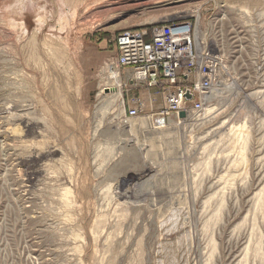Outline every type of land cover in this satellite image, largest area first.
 Masks as SVG:
<instances>
[{"label": "rangeland", "instance_id": "1", "mask_svg": "<svg viewBox=\"0 0 264 264\" xmlns=\"http://www.w3.org/2000/svg\"><path fill=\"white\" fill-rule=\"evenodd\" d=\"M191 15L231 75L126 115L118 33ZM0 264H264V0H0Z\"/></svg>", "mask_w": 264, "mask_h": 264}, {"label": "built area", "instance_id": "2", "mask_svg": "<svg viewBox=\"0 0 264 264\" xmlns=\"http://www.w3.org/2000/svg\"><path fill=\"white\" fill-rule=\"evenodd\" d=\"M200 23L191 15L122 30L115 40L117 57L109 66L119 74L130 69L128 90L156 88L164 101L162 115L200 112L221 79L231 75L226 54L202 37ZM187 91L192 100H187ZM129 102L126 115L137 118L145 113L140 97Z\"/></svg>", "mask_w": 264, "mask_h": 264}, {"label": "crops", "instance_id": "3", "mask_svg": "<svg viewBox=\"0 0 264 264\" xmlns=\"http://www.w3.org/2000/svg\"><path fill=\"white\" fill-rule=\"evenodd\" d=\"M128 73H130V69L125 68V69L122 70V75H124L126 81H128V78L130 77V76H128ZM127 84H128L127 86H129V83H127ZM147 89L148 88H146V89L140 88V90H144L145 91V96H146V100H147V102L145 101L146 110L147 111H152V112L160 110L162 108V106H163V104H162L163 100H162V97H161L160 93L158 92V90L156 88H149L148 90ZM153 91H154L155 94L153 93ZM158 98L162 100V103H158V101L155 102V100H158Z\"/></svg>", "mask_w": 264, "mask_h": 264}, {"label": "bare ground", "instance_id": "4", "mask_svg": "<svg viewBox=\"0 0 264 264\" xmlns=\"http://www.w3.org/2000/svg\"><path fill=\"white\" fill-rule=\"evenodd\" d=\"M113 70L115 71L114 73H116L118 76H120V74L118 73V71L117 70H115L114 68H113ZM101 93H103V91L101 92ZM110 98H112V97H109V99ZM113 99V102L115 101V99L114 98H112ZM110 101H107L105 104H103V106L102 107H100L98 110H97V113H98V115H100L101 114V118L102 117H104L105 116V114L107 113V111H108V109H109V107H110ZM103 114V115H102ZM176 118H178V120L180 119V117L179 116H175ZM170 121V120H169ZM179 121H181V120H179ZM179 121H178V123H179ZM172 122L174 123H176V120H172ZM182 122V121H181ZM101 121H99V124H98V126L100 127L101 126ZM174 123V124H175ZM180 124V123H179ZM164 126V122L163 121H153V122H150V125L148 126V130H152V129H158V128H161V127H163ZM236 130H238L237 128H236ZM235 133V132H234ZM155 134V133H154ZM210 186V185H209ZM210 188V187H209ZM218 190V189H217ZM217 194V193H216ZM213 195H211V196H209V198H208V200L206 201L207 203H208V201H211L212 200V197ZM222 197V196H221ZM259 197V196H258ZM224 199V198H223ZM206 203V204H207ZM223 203V200L221 201V204ZM209 205V204H208ZM218 208V207H217ZM214 209V208H213ZM220 209L221 208H219V211H220ZM179 211V210H178ZM217 211V210H216ZM215 213V212H214ZM213 213V214H214ZM219 213V212H218ZM218 213H217V215H218ZM215 215V214H214ZM213 215V216H214ZM216 215V216H217ZM201 216V215H200ZM212 220V219H211ZM207 222V221H206ZM235 229V228H234ZM212 242V241H211ZM181 244V243H180ZM216 245V244H215ZM174 246V245H173ZM247 246V245H246ZM169 248V247H168ZM245 248V247H244ZM169 249H171V248H169ZM174 249H176V248H174ZM173 249V250H174ZM247 249V248H246ZM172 252V251H171ZM175 252H177L176 250H175ZM237 253V252H236ZM175 254V253H174ZM173 255V254H172ZM174 256V255H173Z\"/></svg>", "mask_w": 264, "mask_h": 264}, {"label": "water", "instance_id": "5", "mask_svg": "<svg viewBox=\"0 0 264 264\" xmlns=\"http://www.w3.org/2000/svg\"><path fill=\"white\" fill-rule=\"evenodd\" d=\"M186 98H187V100H192L193 99V95L189 91H187ZM179 115H180V117H184V116H186V112L185 111H181L179 113Z\"/></svg>", "mask_w": 264, "mask_h": 264}]
</instances>
